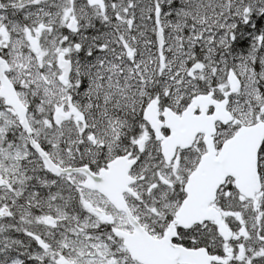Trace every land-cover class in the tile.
I'll use <instances>...</instances> for the list:
<instances>
[{"label":"snow or ice","instance_id":"snow-or-ice-1","mask_svg":"<svg viewBox=\"0 0 264 264\" xmlns=\"http://www.w3.org/2000/svg\"><path fill=\"white\" fill-rule=\"evenodd\" d=\"M0 264H264V0H0Z\"/></svg>","mask_w":264,"mask_h":264}]
</instances>
